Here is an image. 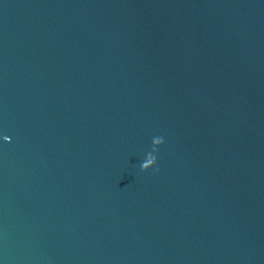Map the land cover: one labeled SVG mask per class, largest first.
<instances>
[{
  "label": "water",
  "instance_id": "water-1",
  "mask_svg": "<svg viewBox=\"0 0 264 264\" xmlns=\"http://www.w3.org/2000/svg\"><path fill=\"white\" fill-rule=\"evenodd\" d=\"M0 264H264V0H0Z\"/></svg>",
  "mask_w": 264,
  "mask_h": 264
}]
</instances>
